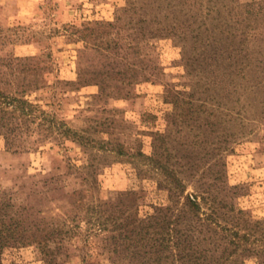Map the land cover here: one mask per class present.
Wrapping results in <instances>:
<instances>
[{
    "label": "rangeland",
    "instance_id": "1",
    "mask_svg": "<svg viewBox=\"0 0 264 264\" xmlns=\"http://www.w3.org/2000/svg\"><path fill=\"white\" fill-rule=\"evenodd\" d=\"M152 1L0 0V100L17 97L30 104L26 116L17 108L0 118V212L14 202L26 206L29 220L40 225L79 227V233L64 236L59 257L69 254L65 264H81L77 248L87 239L88 220L98 216L104 221L119 208L143 217L152 205L172 204V193L158 182L162 165L180 177L195 173L210 181L215 176L218 197L241 210L246 225L264 226V118L248 125L252 132L247 136L230 137L224 151L226 134L238 130V119L227 123L229 116L218 111L173 109V97L190 89L183 48L176 37L164 35L141 47V7L154 14L158 3ZM263 3L218 0L216 7L229 19ZM182 12L178 23L187 21L180 26L205 34L206 26L191 25L186 6ZM257 16L264 26V14ZM226 28L235 32L241 25L229 21ZM190 46L188 41L186 49L194 54ZM128 63L133 71L126 69ZM249 73L250 83L262 80L264 64ZM128 81L133 83L126 85ZM251 99L259 107L252 110H260L264 85ZM62 123L94 139V147L60 137ZM98 142L106 150L97 149ZM146 156L157 163H148ZM192 190L187 183L186 192ZM106 235L89 236L97 245L94 252H102ZM106 257L103 252L96 260L129 264ZM1 259L5 264H44L35 245L16 240L3 249ZM238 261L258 264L248 253Z\"/></svg>",
    "mask_w": 264,
    "mask_h": 264
},
{
    "label": "trees",
    "instance_id": "2",
    "mask_svg": "<svg viewBox=\"0 0 264 264\" xmlns=\"http://www.w3.org/2000/svg\"><path fill=\"white\" fill-rule=\"evenodd\" d=\"M163 1H152L158 3L154 14L147 13L141 7V47L147 46L151 38L159 35L173 36L180 41L186 67L185 77L190 89L173 97V109L209 113L218 111L229 116L225 119L227 123L238 119L235 122L239 124L238 130L229 131L224 139L223 149L226 151L229 149L226 144L231 141L230 137L247 136L252 132L251 127L247 129L248 125L258 118H264V103L260 110L254 111L253 108L259 107L251 99L257 89L264 85V78L263 81L250 83L253 77L249 73L254 67L264 64V49L261 50L264 47V30H258L260 25L262 28L264 26L261 21L258 22L257 16L264 14V3L252 11L245 9L246 15L239 13L237 17L227 19L221 16L220 8L216 7L218 0H168L161 6ZM185 6L190 11L188 17L191 25L198 23V28L206 26L205 34L200 30L190 33L180 26L187 21V17L184 22L178 23L177 14L184 16L182 10ZM211 12L215 13V17L210 16ZM214 21L216 25L212 23ZM229 21L238 23L241 29L234 32L226 28ZM254 22L256 25L253 26ZM209 23L212 28L207 27ZM106 25L114 26L113 23ZM188 41L192 43L190 47L194 49V54L187 50ZM117 47L122 49L121 45ZM119 57L123 59L122 55ZM126 69L133 71V64L128 63ZM239 81H248V84L241 85ZM132 83L128 81L126 85ZM234 95L235 99L232 98ZM27 105L30 106L26 99L5 96L0 100V118L12 114L17 108L26 116ZM9 106L11 109H8ZM233 114L235 117L230 118ZM58 130L60 137L73 138L86 148L94 147V139L64 123ZM98 144L97 149L106 150L104 142ZM146 157L148 163H157L153 156ZM153 166L159 169L158 165ZM198 168L194 165L193 170L198 171ZM159 171L163 175L161 180L158 179L159 185L163 183V187L172 193V204L152 205V212L143 217L131 215L125 208H119L118 214L104 221L98 216L93 221L88 220L85 229L87 239L77 248L81 254V264H102L96 258L103 252L108 253L106 258L111 261L113 258V262L127 260L129 264H238V257L245 253L256 256L258 264H264V226L260 223L246 225L242 211L228 207L218 197L220 190L215 184V176L210 177V181H204L202 174L196 176L195 173L188 174L191 176L189 178L180 177L163 165ZM186 182L193 186L192 192H186ZM31 214L26 206L14 202L7 203L5 210L0 212V264H5L1 254L12 240L22 245H35L44 264H65L64 259L69 254L64 253V259L59 257L64 236L79 233L80 228L40 225L29 220ZM134 225L139 228L134 229ZM93 232L94 235L97 232L108 233L102 238L100 253L93 251L97 245L88 240Z\"/></svg>",
    "mask_w": 264,
    "mask_h": 264
}]
</instances>
